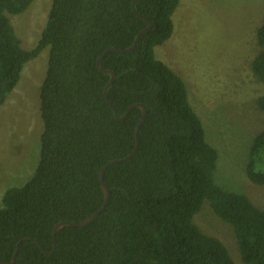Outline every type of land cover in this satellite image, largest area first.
<instances>
[{
    "label": "trees",
    "instance_id": "obj_1",
    "mask_svg": "<svg viewBox=\"0 0 264 264\" xmlns=\"http://www.w3.org/2000/svg\"><path fill=\"white\" fill-rule=\"evenodd\" d=\"M34 0H0V107L24 65L49 47L39 92L43 130L39 160L21 187L7 189L0 208V260L14 264H235L218 238L193 222L204 200L230 224L244 264H264V210L246 196L213 182L217 152L205 139L183 80L155 56L172 36L180 0H137L152 23L133 51H109L101 60L115 80L108 98L118 116L143 104L147 116L135 155L109 166L105 209L85 227H64L48 257L51 232L61 221L79 222L103 202L99 172L128 155L141 111L119 121L104 99L109 75L96 60L108 48H129L147 23L132 0H52L37 44L24 49L10 23ZM253 75L264 83V21L256 30ZM264 112V96L258 98ZM246 176L264 186V130L253 139Z\"/></svg>",
    "mask_w": 264,
    "mask_h": 264
},
{
    "label": "rangeland",
    "instance_id": "obj_2",
    "mask_svg": "<svg viewBox=\"0 0 264 264\" xmlns=\"http://www.w3.org/2000/svg\"><path fill=\"white\" fill-rule=\"evenodd\" d=\"M51 2L34 0L26 11L10 16L24 49L37 44ZM172 20V36L155 47V56L183 80L206 142L217 152L213 182L224 191L246 196L264 210V186L246 176L253 139L264 130V112L257 106L258 98L264 96V83L251 71L260 51L256 30L264 21V0H180ZM48 55L49 47L27 63L14 101L2 113L0 178L5 190L23 186L39 160L43 130L39 92ZM1 200L0 196V208ZM193 222L204 234L223 242L235 264H244L233 228L214 214L207 200Z\"/></svg>",
    "mask_w": 264,
    "mask_h": 264
},
{
    "label": "water",
    "instance_id": "obj_3",
    "mask_svg": "<svg viewBox=\"0 0 264 264\" xmlns=\"http://www.w3.org/2000/svg\"><path fill=\"white\" fill-rule=\"evenodd\" d=\"M136 2H137V0H132V2H131L132 11L134 12V14H136L138 17L142 18L147 23L146 27H144L143 29H141L138 32V34L136 35V37H135L132 45L129 48H126V49H117V48H108V49H105L99 55V57L96 60V64H97L98 69L100 71L105 72V73H107L109 75V81H108V83L104 87L103 94H104L105 102L112 109L115 117L119 121H122V120H124L127 117L128 113H129V111L131 109L138 108L141 111V117L138 120V122H137V124L135 126V129H134L135 145H134L132 151L128 155H126L125 157H122L120 159L110 161V162L106 163L104 166H102V168L100 169V172H99V180H100L101 188H102V191H103V202H102L101 206L97 210H95V212H93L86 219L81 220L79 222L61 221V222H58V223H56L54 225V227L52 229V232H51L52 248H51V250L49 252L45 251L41 247V245L39 244V242L36 239H31V238H26L25 239V240H31L32 242L36 243L41 248V250L44 252V254L46 256H48V257L52 256V254L54 253V251L56 249V235H57L58 231H60L64 227H85V226H88L105 209V207H106V205H107V203L109 201V197H110L109 188L104 183V179H103L105 170L109 166H111L113 164L121 163L123 161H126V160L130 159L137 152V149H138V141H139L138 132H139L140 127L143 124L144 120L146 119L147 109H146V107L143 104H133V105L129 106L125 110V112L123 113L122 116H118L117 115V112L115 111V108L113 107L112 103L109 101V98H108V89L111 86V84L113 83V81L115 80V74H114L113 71L107 70V69H103L101 67V60L105 56V54H107L109 51H115V52H118V53H121V54H127V53L133 51L134 48L136 47V45H137L140 37L152 27V23L149 22V20L146 17H144L143 15L139 14L136 11V9H135ZM20 241L16 244V247H15V250L13 252V255H12L11 259L9 261H7V262L6 261H3V260H0V264H14L15 263V258H16V254H17V251H18V246H19Z\"/></svg>",
    "mask_w": 264,
    "mask_h": 264
},
{
    "label": "crops",
    "instance_id": "obj_4",
    "mask_svg": "<svg viewBox=\"0 0 264 264\" xmlns=\"http://www.w3.org/2000/svg\"><path fill=\"white\" fill-rule=\"evenodd\" d=\"M36 59V58H35ZM34 60V59H33ZM32 61V60H31ZM30 62V61H29ZM29 62H27V63H29ZM27 63L24 65V67H23V70H22V72H21V75H20V78L25 74L24 73V69H25V67H26V65H27ZM30 75V74H29ZM26 76V75H25ZM19 82V81H18ZM16 87V86H15ZM16 90H17V88H14L13 90H12V92L9 94V96L7 97V99L5 100V102H4V104L0 107V121H1V117H2V113H3V110H4V107H5V105L11 100L12 102L14 101L13 100V95L15 94V92H16ZM19 94H16V96H18ZM33 98H31V100H32ZM0 139H1V133H0ZM2 181H3V179L2 178H0V196L2 197L3 196V194H4V191H6L5 189H2V187H1V183H2Z\"/></svg>",
    "mask_w": 264,
    "mask_h": 264
}]
</instances>
